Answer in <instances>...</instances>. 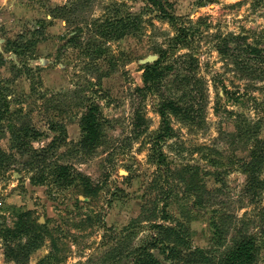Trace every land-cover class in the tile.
Returning a JSON list of instances; mask_svg holds the SVG:
<instances>
[{"label": "rangeland", "instance_id": "rangeland-1", "mask_svg": "<svg viewBox=\"0 0 264 264\" xmlns=\"http://www.w3.org/2000/svg\"><path fill=\"white\" fill-rule=\"evenodd\" d=\"M158 1L0 0V264H264V0Z\"/></svg>", "mask_w": 264, "mask_h": 264}, {"label": "trees", "instance_id": "trees-1", "mask_svg": "<svg viewBox=\"0 0 264 264\" xmlns=\"http://www.w3.org/2000/svg\"><path fill=\"white\" fill-rule=\"evenodd\" d=\"M153 1L154 5L157 6V8L161 11V15L170 20L171 22H176L178 19L175 15L170 14L167 12V10L164 9V6L160 4L158 0H151ZM182 31V30H181ZM180 40H183L188 33L187 32H181ZM252 50H255L253 48ZM158 66H147L145 68L144 72V83H145V89L150 90L152 89V84L158 79L160 80V76L162 75L160 72H157ZM179 107L173 103L169 102L160 108V114L163 119L164 123V132L162 134H159V139L164 138L166 136H169L171 133V126L169 124L168 119V112L169 111H177ZM100 124L98 122V107L93 106L91 107L83 121V145L89 149H92L95 147V145L100 140ZM54 128V126H53ZM158 141V140H157ZM59 142L56 141V139H53L52 143L49 145V149H52L57 146ZM23 148V146H21ZM258 177H254V180H257ZM37 182L39 183H45L46 177L44 175H40L39 178H35ZM78 175L72 174L70 168L67 165H60L57 168V178L56 181L61 184L63 187H69L71 186L75 181H77ZM157 244L156 242L153 243V246L155 247ZM149 246H145L142 248V250L147 252ZM140 250V251H142ZM258 253V246L256 242L253 240L250 236H243L240 241L235 246L234 250L230 254V256L226 260V264H251L253 263L256 254ZM147 258L149 261L144 260L140 256L136 259V262L134 264H159L155 260L152 254L147 253ZM184 261L186 263L192 264V258L185 257Z\"/></svg>", "mask_w": 264, "mask_h": 264}, {"label": "water", "instance_id": "water-1", "mask_svg": "<svg viewBox=\"0 0 264 264\" xmlns=\"http://www.w3.org/2000/svg\"><path fill=\"white\" fill-rule=\"evenodd\" d=\"M153 56H149L146 60H152Z\"/></svg>", "mask_w": 264, "mask_h": 264}]
</instances>
